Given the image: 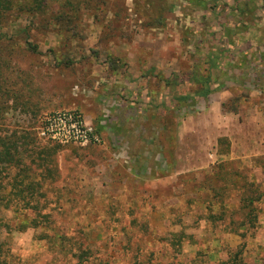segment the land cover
<instances>
[{
  "label": "rangeland",
  "instance_id": "374dc122",
  "mask_svg": "<svg viewBox=\"0 0 264 264\" xmlns=\"http://www.w3.org/2000/svg\"><path fill=\"white\" fill-rule=\"evenodd\" d=\"M40 1L0 26V132L20 137L21 160L5 215L36 224L0 235L7 263L219 264L240 251L264 264V66H235L245 41L264 51V13L233 31L213 71L224 87L204 99L188 73H207L229 13L165 0L156 27L143 0ZM222 137L235 151L219 157ZM249 183L258 218L235 233Z\"/></svg>",
  "mask_w": 264,
  "mask_h": 264
},
{
  "label": "trees",
  "instance_id": "16d2710c",
  "mask_svg": "<svg viewBox=\"0 0 264 264\" xmlns=\"http://www.w3.org/2000/svg\"><path fill=\"white\" fill-rule=\"evenodd\" d=\"M18 1H22L21 4L25 6H34V4L38 7L42 6V1L40 0H0V26L3 23L7 11L12 9V6L16 5ZM35 1V3H34ZM145 4L151 8L152 11L155 13V17L151 19V21H148V25L150 26H162L163 25V14L166 10L165 7V0H143ZM220 0H184L185 4L194 7L197 10L200 11H206V10H213L216 11V15L221 14L222 11H225L231 15L235 19V22L230 24V20H228V17L222 18L221 21V28H222V36L225 39L221 45L222 48L215 49L214 51H210L207 54V59L204 61L208 63V70L205 75L201 74L199 71H190L188 73L189 80L192 83H195L198 85L197 90L195 91V95L200 98H207V96L212 93L213 91H217L218 89H221L224 87L223 82H219L217 78H213V71L215 69H219V63L218 60L223 56V53L228 51L233 45L232 40V33L234 30H239L241 32L247 31L250 29L251 26H254L256 24L255 21H257V14L258 11H262L261 14L264 13V0H234L232 1V4L230 7L227 6L226 3H223L222 5L219 4ZM212 3V5H210ZM229 9V10H227ZM239 26V27H238ZM238 27V28H237ZM237 28V29H236ZM27 50H29L31 53H34L36 51V47L31 44L27 43L25 41ZM242 49V57L236 59L235 66L236 68H242L246 66V64L251 62L252 60H255L258 64H260V67L264 66V51H260L258 49H252L248 52H243L244 49L252 47V45L245 41ZM254 56V57H253ZM251 59V60H250ZM250 60V61H249ZM255 66V65H254ZM212 84L215 86L212 87ZM264 90V89H263ZM189 97H180L181 100L185 99L187 100ZM20 139L19 136H15L14 134L9 135H1L0 132V235L8 234L12 230L16 231H25L29 227H34L36 224L32 225L31 219L29 221L23 220L18 227L15 225L14 228H11L10 222L13 219L8 218L5 213H8L9 211L13 212L11 206L15 203V201H18L19 196L13 192V190L16 189V186H18V183L21 182L20 180H17L14 176L11 177V173L13 170H16L18 167L21 166V160L19 156V145H16V142ZM217 146L219 147L217 154H226L229 150V143L226 141V138H218L217 140ZM230 164V163H229ZM226 163L220 164L219 170L221 172V167H226ZM22 169H19V174ZM224 175V173H223ZM244 182V180L242 181ZM29 185V184H28ZM245 185V184H244ZM247 192L243 191L245 188H241V194L239 195V205L245 210V215L243 217L244 221H239V223H232L231 230L233 232H237L240 230H247L249 227H254L255 222L257 221V212L255 209V203L260 201V195L258 193L252 194L251 190V183L248 185H245ZM25 187H29L26 186ZM33 199V198H32ZM21 200V199H20ZM34 201H37V196L34 197ZM5 211V212H3ZM15 214V212H14ZM39 214V213H37ZM41 214H39L40 216ZM38 225V223H37ZM242 232V233H244ZM244 236V235H243ZM178 242V241H177ZM181 241H179L175 246L181 248ZM5 242L0 241V264H8L7 263V257H9V251L4 248ZM231 254V253H230ZM240 254V251L234 253V257H230L228 261L221 262L219 264H242V258L238 257ZM76 261L75 264H109V262L106 260H99L93 262V258L89 257H83V255H76L74 256Z\"/></svg>",
  "mask_w": 264,
  "mask_h": 264
},
{
  "label": "crops",
  "instance_id": "0c3cea01",
  "mask_svg": "<svg viewBox=\"0 0 264 264\" xmlns=\"http://www.w3.org/2000/svg\"><path fill=\"white\" fill-rule=\"evenodd\" d=\"M233 151H235V148L233 147V146H230L229 147V150H228V152L226 153V154H221V155H219V154H217L219 157H222V156H228L230 153H233ZM227 160H229L228 162H230V161H239L238 159H235V160H232V159H227ZM222 163H224V161L222 162Z\"/></svg>",
  "mask_w": 264,
  "mask_h": 264
},
{
  "label": "built area",
  "instance_id": "2783aa9c",
  "mask_svg": "<svg viewBox=\"0 0 264 264\" xmlns=\"http://www.w3.org/2000/svg\"><path fill=\"white\" fill-rule=\"evenodd\" d=\"M83 137H85V136H83Z\"/></svg>",
  "mask_w": 264,
  "mask_h": 264
}]
</instances>
